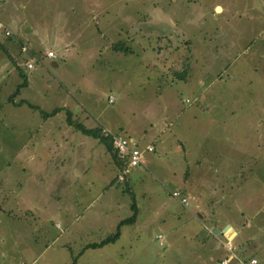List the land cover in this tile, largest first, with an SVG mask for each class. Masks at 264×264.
Returning <instances> with one entry per match:
<instances>
[{
  "label": "rangeland",
  "instance_id": "374dc122",
  "mask_svg": "<svg viewBox=\"0 0 264 264\" xmlns=\"http://www.w3.org/2000/svg\"><path fill=\"white\" fill-rule=\"evenodd\" d=\"M0 21V264H217L196 212L237 216L236 183L264 194V0H0ZM75 122L153 158L117 181ZM184 182L221 201L181 203Z\"/></svg>",
  "mask_w": 264,
  "mask_h": 264
},
{
  "label": "crops",
  "instance_id": "0c3cea01",
  "mask_svg": "<svg viewBox=\"0 0 264 264\" xmlns=\"http://www.w3.org/2000/svg\"><path fill=\"white\" fill-rule=\"evenodd\" d=\"M76 111H78V108H76ZM93 126L100 127L102 126V124L97 122ZM86 127H90V126H86ZM113 131L119 132L133 139L138 145L142 146L145 144H151L153 146L152 150L144 152L142 161L139 164L133 166L131 170L136 168L137 166H140V164L147 165L148 159H145V155H147V157L149 156L150 158H153L149 152H154L155 147H154V144L151 143L149 140H145L144 137L138 140V138H134V136L128 135L121 131H118V130H113ZM94 139L98 142L100 141L96 137ZM143 140L144 142L142 143ZM62 145L63 144L61 143L60 146ZM198 160L199 159H196V161ZM110 162H111V159H110ZM112 162L117 167H119V161L116 162V160L112 158ZM61 163L64 165V162H61ZM107 163L109 164L108 161ZM63 168L59 170V174L64 172ZM186 176L187 174L185 171L180 173V178H182L183 180L186 179ZM59 177L63 180V183H64V177L63 176H59ZM126 179H127V175L124 180ZM72 180L74 181L75 177ZM108 181L110 182L111 179L109 178ZM106 183L107 182L105 181L103 182L101 189L102 187H104ZM241 186L242 185L240 183L239 184L236 183L234 187H231V189L233 188V190L231 191H235L233 193H235L236 195L234 198H230V200H231V203L235 205L236 212H238L237 216H233V215H230L228 212H225L221 216H210L207 218L206 221H204L202 220L203 215L200 212L201 210L196 212L197 221L200 227L203 229V233L205 237L209 236L217 242V245L219 247V249L217 248V250H219V255H220V256L214 255V259H217V264H220V261L224 259L225 257H229L230 254H232L233 256L228 259L227 263L235 259L233 260L234 264H242L241 262H244L249 257H255L256 264H264V198H263L264 194L262 195L261 191H259L262 188V186L258 187L257 189H254L253 185L251 186L247 185L246 187L242 186V191L240 188ZM180 188L181 190H183L182 192L184 195L186 194L188 196V192H190L194 194L193 195L194 197L198 198L199 201H197L196 204L199 209L202 208V204L200 202L201 198H205V200H207L212 205L215 202L221 201V196L219 195L203 197L201 192L193 189L190 183L186 185L184 182L182 187ZM103 195H104L103 202L105 205H107V202H109L110 197L108 194L105 195V193ZM257 197L259 198L257 199ZM252 201L254 203V204L252 203L253 204L251 208L252 210L251 211L246 210L250 206V202ZM245 206H247L246 209H245ZM261 208L263 209L261 210ZM258 214L262 215L263 218L260 220V222L255 223L254 218ZM214 227L216 229L215 231H213ZM227 245L229 247H227Z\"/></svg>",
  "mask_w": 264,
  "mask_h": 264
},
{
  "label": "built area",
  "instance_id": "2783aa9c",
  "mask_svg": "<svg viewBox=\"0 0 264 264\" xmlns=\"http://www.w3.org/2000/svg\"><path fill=\"white\" fill-rule=\"evenodd\" d=\"M0 33H2L4 36L11 34L10 29L4 25L0 21ZM20 50L22 52H27V47L22 44L20 46ZM45 54L50 57H54V53L48 49L45 51ZM25 65L27 68L32 67V60L31 56H28L25 60ZM110 100V97L108 98ZM99 133L108 137L110 145L112 146L116 158L119 161V167L118 171L115 175V178L117 181H123L127 175V173L130 171V169L139 164L143 159V154L145 151L152 150L153 146L151 144H145V145H138L133 139L119 133L116 131H113L109 127L102 125L99 127ZM170 194L177 198L181 203L186 204L187 198L184 194L181 193L179 189H172L170 191ZM162 235L160 233H156L155 237L160 238ZM159 243L161 241L159 240ZM227 247H229L227 245ZM233 255L230 254L229 257H225L220 261V264H226L228 259L231 258ZM242 264H256V258L255 257H249L244 262H241Z\"/></svg>",
  "mask_w": 264,
  "mask_h": 264
},
{
  "label": "trees",
  "instance_id": "16d2710c",
  "mask_svg": "<svg viewBox=\"0 0 264 264\" xmlns=\"http://www.w3.org/2000/svg\"><path fill=\"white\" fill-rule=\"evenodd\" d=\"M1 44V43H0ZM2 45V44H1ZM0 45V47L4 50V48ZM31 54V53H30ZM18 89V87H16V90ZM14 92H12L13 94ZM56 111V108H53L51 110V112H45V114L42 113L43 116H47V115H50V114H53L54 112ZM68 123H70V120H68ZM72 123V122H71ZM74 127L80 129L83 133L85 134H90L92 135L93 137H96L98 138L100 141H102L106 147V149L108 151H111L112 153V158H114L117 161V158H116V155H115V152L112 148V146L110 145V142H109V138L100 134L99 133V127L98 126H92V127H86L80 123H73ZM130 208H131V213L124 217V218H121L118 220L117 224L115 225L113 231H111L110 233L104 235L102 238H100L98 241H91V242H87L86 244H84V247H91V248H94V247H98V246H101L107 242H110V241H113L117 238V236L119 235V226L124 223V222H133L134 218H135V215H136V205L134 203V201L132 200L131 203H130ZM75 256L72 257V260H71V264L74 263L75 261Z\"/></svg>",
  "mask_w": 264,
  "mask_h": 264
},
{
  "label": "water",
  "instance_id": "95a60500",
  "mask_svg": "<svg viewBox=\"0 0 264 264\" xmlns=\"http://www.w3.org/2000/svg\"><path fill=\"white\" fill-rule=\"evenodd\" d=\"M216 229H215V227L213 228V231H215Z\"/></svg>",
  "mask_w": 264,
  "mask_h": 264
}]
</instances>
